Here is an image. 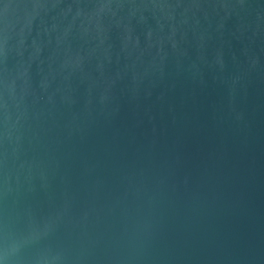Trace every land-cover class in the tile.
Returning a JSON list of instances; mask_svg holds the SVG:
<instances>
[{
  "label": "water",
  "instance_id": "1",
  "mask_svg": "<svg viewBox=\"0 0 264 264\" xmlns=\"http://www.w3.org/2000/svg\"><path fill=\"white\" fill-rule=\"evenodd\" d=\"M0 264H264V0H0Z\"/></svg>",
  "mask_w": 264,
  "mask_h": 264
}]
</instances>
